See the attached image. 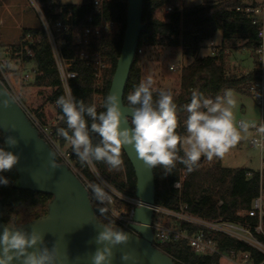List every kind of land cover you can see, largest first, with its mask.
<instances>
[{
    "label": "trees",
    "instance_id": "trees-1",
    "mask_svg": "<svg viewBox=\"0 0 264 264\" xmlns=\"http://www.w3.org/2000/svg\"><path fill=\"white\" fill-rule=\"evenodd\" d=\"M41 1L52 3L54 7L61 10L64 20L70 16L71 22L75 24L86 23L91 17L99 21L101 19L98 16L99 11L102 12L105 21L115 23L114 30L104 31L91 38L89 52L99 54L106 65L101 79L97 81V71L94 66L87 65L78 58L70 68L77 73V77L70 81L72 94L77 99H83L85 103L96 104L98 112L102 111V104L109 94L121 54L126 31L128 0H108L100 9L95 7V0H81L80 4L73 5L56 4L52 0ZM246 6L242 0H222L192 8L184 7L183 0H144V29L125 89V105H127V95L142 81L140 63L143 54L155 48H169L191 60L185 65L182 73L174 72L177 73L178 78L180 77L179 89H169L173 92L177 104L180 125L177 131L182 136L186 135L184 121L188 115L183 106L190 103L193 91L202 93L207 98L223 95L225 90L250 95L251 85L261 79L258 64L254 60V67L251 71L237 75L231 72L228 61L229 49L231 46H236L239 41H244L243 47L252 52L259 44L256 26L252 24L249 15L239 10ZM167 7L173 8L169 14L163 12V9ZM219 32L222 33L223 38L217 53L200 57L199 53L203 44L214 40ZM40 33L41 29L24 30L19 42L13 44L12 47L18 48L19 43L28 34L39 35ZM31 49L34 57H25L24 63L36 65L32 82H24L20 70H10L13 92L1 76L0 79L10 91L18 96L26 112L33 117L43 120L45 107L51 105L57 115V124L52 127V130L54 134H57V129L66 128V123L61 119L63 114L55 101L59 96L64 95L65 91L47 39L43 38ZM86 49L87 47L84 46H74L68 37L63 52L68 59H75ZM140 50L142 53L139 52ZM95 97H99V100L97 101ZM40 136L42 137L41 134ZM96 139L99 137L94 136V142ZM3 143L4 138L0 132V144ZM66 143L67 141L60 137L61 146H65ZM180 155H183L182 151ZM122 159L124 166L119 171H110L103 163H96L95 166L102 177L115 189L128 197L136 198L135 173L123 150ZM57 162L61 163L58 158ZM204 162L205 160H200L191 172H188L185 166L178 162L172 174L166 177L162 174V168L153 169L156 182V206L173 211L185 208L187 212L202 218H222L255 227L260 222L259 216H249L248 212L254 209L256 199L262 192L264 193V159L263 168L259 172L244 168H226L220 160H215L208 166ZM250 173L251 176L248 175ZM0 175L11 181L8 186L0 185V203L3 206L1 219L6 224L14 223L21 226L47 214L52 196L21 189L14 168ZM84 175L91 182H97L88 168L84 169ZM81 180L85 183L84 179ZM176 183H180L181 187L176 188ZM90 198L93 207L97 209L98 202L92 194ZM115 206L127 213L133 207L121 200H116ZM98 218L102 224H107L110 219L114 227L121 226L110 214L106 219L98 211ZM262 224L264 228V215ZM176 226L187 228L190 233L199 230L186 223H177ZM215 239L219 242L222 254L230 255L234 252L237 258L248 255L250 264H263L264 262V255L249 245L223 235H217ZM157 247L177 264H221V255L200 256L184 240L158 244Z\"/></svg>",
    "mask_w": 264,
    "mask_h": 264
},
{
    "label": "clouds",
    "instance_id": "clouds-1",
    "mask_svg": "<svg viewBox=\"0 0 264 264\" xmlns=\"http://www.w3.org/2000/svg\"><path fill=\"white\" fill-rule=\"evenodd\" d=\"M126 99L125 110L120 94L112 92L105 97L103 110L99 112L96 104L77 99L70 90L55 101L62 111L61 119L66 123V128L57 129V135L70 144L81 166L89 167L97 176L99 182L88 184L87 189L99 202L97 209L106 219L109 217L111 192L115 189L100 177L95 165L103 163L110 171H119L124 166L122 149H135L139 159L150 169L160 167L166 177L172 174L178 162L191 172L202 157L209 161L223 158L242 139L241 133H248L250 127L264 137V124L250 125L242 120L237 125L233 111L236 101L229 90L214 98L193 91L190 103L183 106L188 113L184 121L186 135L183 136L177 131L180 125L173 92L155 87L151 77L135 86ZM8 103L7 100L3 102L5 107ZM15 128L13 124L9 130L15 131ZM94 136L99 137L95 142ZM254 143L264 147L260 140ZM18 145L19 140L13 135L5 137L4 143L0 144V173L11 171L19 163L20 154L8 150ZM181 151L183 155H180ZM51 156L54 157L55 153ZM51 164L53 168L57 167L54 160ZM10 183L8 178L0 175V185ZM135 203L144 208L143 202ZM99 226L102 230L96 235L95 244L102 247H97L91 254V262L112 264L113 248L127 243L129 234L123 228L114 227L110 219L107 224ZM44 235L36 229L28 232L14 223L3 225L0 264H58L61 259L59 244L54 243L49 248ZM63 258H68L66 252ZM130 259H133L130 253L121 256L122 261Z\"/></svg>",
    "mask_w": 264,
    "mask_h": 264
},
{
    "label": "water",
    "instance_id": "water-1",
    "mask_svg": "<svg viewBox=\"0 0 264 264\" xmlns=\"http://www.w3.org/2000/svg\"><path fill=\"white\" fill-rule=\"evenodd\" d=\"M143 5L144 0H128L126 31L109 90V94H120L125 110V89L144 29ZM5 100L9 102L7 107L3 104ZM13 124L16 126L15 131H10ZM0 132L3 138L13 135L19 140L18 147L8 149L21 157L14 167L19 187L52 196L47 214L21 225L23 229L28 232L36 229L44 233V240L49 248L58 243L61 253L58 264H92L91 254L97 247H102L95 244V237L102 230L99 224L102 223L98 218V210L93 207L90 193L83 181L67 165L57 162L55 150L40 136L25 108L1 79ZM122 150L135 173L136 199L145 205L144 208L135 209L134 224L130 230L118 226L129 234V240L113 248L112 264H177L154 244L152 223L153 207L156 205V182L153 169L139 159L135 149L126 147ZM51 153H55V156L52 157ZM52 160L57 165L56 168L52 167ZM2 213L3 206L0 203V232L6 224L1 219ZM65 252L67 259L63 258ZM124 253H130L133 259L122 261Z\"/></svg>",
    "mask_w": 264,
    "mask_h": 264
},
{
    "label": "built area",
    "instance_id": "built-area-1",
    "mask_svg": "<svg viewBox=\"0 0 264 264\" xmlns=\"http://www.w3.org/2000/svg\"><path fill=\"white\" fill-rule=\"evenodd\" d=\"M105 1L108 0H95L94 5L96 8L100 9ZM28 2L40 21L41 33L39 35L28 34L23 39V41L19 43L18 48L8 46L3 48L2 51L0 50V76L6 81L12 91L13 86L9 76L10 70H21V68H23V71L26 70L29 64L24 63L25 57H34L31 47L40 42L43 38L47 39L51 47L65 93L69 90L71 91L70 81L77 77V73L70 70L72 63L77 60V58L86 62L87 65L94 66L95 70L97 71V81H99L101 79L102 71L106 65L99 54H91L89 52L91 38L100 35L104 31L114 30L115 23L105 21L102 12L99 11L98 16L101 18L99 21L91 17L86 23L75 24L71 22L70 16L64 20L61 15V10L57 7H54V5L50 2L46 3L41 0H28ZM239 10H242L245 14L249 15L252 24L257 28V38L259 44L253 51V57L258 64L259 69L261 70V79L258 82L252 84L249 91L257 98L259 107L262 111L261 123L255 124L259 126L260 124H264V0H258L256 5L246 6L245 8ZM172 11V7L163 9L165 14H169ZM68 37L71 39V42L74 46L87 47V49L83 50L79 55H77L75 59H68L63 52V47L66 45ZM209 48L212 55L216 54L219 49V47L213 41L209 42ZM139 52L142 53L141 50ZM185 65V60L182 55V58L179 59L176 64L172 65L170 70L173 72L179 71L182 73ZM35 69L36 67H30L26 73H22V71V80H24L26 83L33 81ZM13 92V96L18 99V96ZM95 99L98 101L99 97H95ZM27 114L33 121L39 133L42 135V138L55 150L56 157L61 161L62 164L67 165L76 176H78L80 179H84V184L86 187L92 182L86 179L84 175L85 168H88L96 179L97 183L99 182L97 176L89 167L83 166L82 170L80 171L81 173H78L74 169V162H77L76 154L70 150V148L67 149L66 145L69 144L68 142L65 146H61L60 137L57 134H54L52 130V127L56 126L57 123L48 131L47 128L41 127V125L36 122V119L33 117V115L29 114L28 112ZM250 131L253 135L252 143L255 146L256 144L254 142L257 140H260L261 143L264 144V137H261L255 128L250 127ZM258 148H260L262 151L264 159V147ZM248 175L251 176L252 174L250 173ZM100 177H102L101 174ZM102 178L104 179V177ZM176 184V188L181 187L180 183ZM88 191L90 194H92L90 189H88ZM111 196L112 200L108 205L109 214L114 218L115 221L121 224V226L131 227V225L134 224V211L138 207L135 202L139 200L128 197L117 189L111 192ZM116 200H121L131 204L133 206L131 211L127 213L119 210L115 206ZM153 208L154 218L152 228L154 232V244L156 247L158 244L184 240L187 241L188 244L200 256L221 255L223 257L225 254L221 253L219 242L215 239V236L223 235L249 245L264 255V228L262 224V217L264 215L263 192L256 199L254 203V209L248 212L249 216H259L260 222L255 227H252L249 224L232 222L222 218H202L187 212L185 208H181L180 211H173L156 205ZM177 223H186L199 228V230L195 231L194 233H190L187 228H178L176 226ZM228 256L230 261L237 258L234 252ZM242 260L245 264H248V255H245Z\"/></svg>",
    "mask_w": 264,
    "mask_h": 264
},
{
    "label": "rangeland",
    "instance_id": "rangeland-1",
    "mask_svg": "<svg viewBox=\"0 0 264 264\" xmlns=\"http://www.w3.org/2000/svg\"><path fill=\"white\" fill-rule=\"evenodd\" d=\"M56 4L73 5L80 4L81 0H52ZM222 0H183V4L187 8L196 7L206 3H214ZM258 1V0H257ZM163 13V12H162ZM27 29H41L40 21L32 9L28 0H0V45L17 43L24 30ZM223 35L219 32L214 38L213 42L216 45L221 44ZM244 41H239L236 46H231L229 49V65L233 74L242 75L248 73L254 67V57L250 49L244 48ZM12 46V45H8ZM1 51L3 48L0 49ZM211 51L209 43L203 44L199 53L200 57L210 55ZM182 54L172 51L169 48H155L147 50L140 63L142 72V80L151 77L154 81L155 87H162L165 89L178 90L180 84V77L177 73L171 72L170 65L176 64ZM184 58V57H183ZM185 64L191 62L186 59ZM15 67V66H14ZM30 67H36L34 63H30L26 70L20 72L26 73ZM32 82V81H31ZM236 101V106L233 109L237 125L240 121H246L250 125L258 124L262 121V111L259 107L258 100L251 93L245 95L236 91L230 90ZM45 117L43 120L36 119L41 127L47 128L48 131L57 123V115L51 105H47L44 109ZM264 117V114H263ZM242 139L236 146L231 148L223 158H214L209 161L205 157L204 164L210 165L215 160H220L223 167L226 168H244L251 171L259 172L263 168V153L252 143V132L241 133ZM67 149L72 150L70 144L66 145ZM83 166H81L78 158L74 162V169L81 173ZM245 264L242 258H236L230 261L228 255H224L221 259V264ZM247 264V263H246ZM250 264V263H248Z\"/></svg>",
    "mask_w": 264,
    "mask_h": 264
},
{
    "label": "crops",
    "instance_id": "crops-1",
    "mask_svg": "<svg viewBox=\"0 0 264 264\" xmlns=\"http://www.w3.org/2000/svg\"><path fill=\"white\" fill-rule=\"evenodd\" d=\"M217 2H219V1H217ZM217 2H214V3H217ZM242 2H243V4L244 5H247V6H253V5H256L257 4V0H242ZM183 6H184V4H183ZM185 7V6H184ZM213 41V40H212ZM19 42V41H18ZM17 42V43H18ZM13 44H15V43H12V44H5V45H0V49L1 48H5V47H8V45H13ZM216 44V43H215ZM221 44H222V41H221ZM221 44H218L217 46L218 47H220L221 46ZM252 55H253V52H252ZM232 262V261H231Z\"/></svg>",
    "mask_w": 264,
    "mask_h": 264
},
{
    "label": "flooded vegetation",
    "instance_id": "flooded-vegetation-1",
    "mask_svg": "<svg viewBox=\"0 0 264 264\" xmlns=\"http://www.w3.org/2000/svg\"><path fill=\"white\" fill-rule=\"evenodd\" d=\"M123 228H125L127 230H130V227H127V226H123Z\"/></svg>",
    "mask_w": 264,
    "mask_h": 264
}]
</instances>
